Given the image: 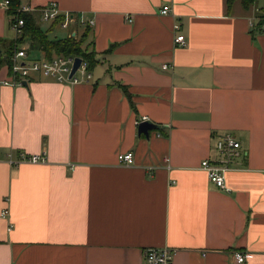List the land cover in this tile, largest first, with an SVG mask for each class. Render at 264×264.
I'll return each instance as SVG.
<instances>
[{"label": "crops", "instance_id": "1", "mask_svg": "<svg viewBox=\"0 0 264 264\" xmlns=\"http://www.w3.org/2000/svg\"><path fill=\"white\" fill-rule=\"evenodd\" d=\"M50 1L84 20L71 33L88 30L96 63L75 84L38 72L3 83L0 67V264H144L142 249L161 245L175 249L171 264H264V32L250 25L264 0L21 4L40 25ZM10 30L0 6V44ZM142 116L156 124L148 135ZM226 131L246 156L223 189L200 161ZM127 151L131 165L117 158ZM20 152L46 160H5ZM235 251L248 257L236 263Z\"/></svg>", "mask_w": 264, "mask_h": 264}, {"label": "built area", "instance_id": "2", "mask_svg": "<svg viewBox=\"0 0 264 264\" xmlns=\"http://www.w3.org/2000/svg\"><path fill=\"white\" fill-rule=\"evenodd\" d=\"M0 6L6 9L8 7V0H1ZM18 10L31 11V8L27 5H21ZM39 12L40 20L44 22H52L53 20L60 18L57 25L62 29H69V35H74L70 23L78 20L80 23H84L82 18L76 19L75 13L68 11H61L57 4L53 1L48 2L36 9ZM160 13L166 14L170 11L168 4H163L160 7ZM127 20H131V16H126ZM258 21V19H257ZM86 23L92 24L93 21H87ZM23 25V19L17 18L15 21H10V27L14 30L16 36L21 34V26ZM251 26L258 28L264 32V22L257 24V22H251ZM179 28V23L173 24V30ZM173 43L176 46H183L186 44V40L183 34H175L173 37ZM28 52L25 46H20L12 57L11 69L9 71L12 79L4 80L3 83L21 84L23 79H26L32 72H38L42 76L54 79L58 82H66L75 84L79 82H88L92 75L88 61L80 55L74 54H54L51 57H39L28 58ZM80 57L79 65L74 72L70 75L75 58ZM170 65L167 63L162 64V68L166 69ZM25 81V80H24ZM145 116H142L137 120V124L146 120ZM215 148L217 151L216 158H203L200 161V167L207 173L208 179L217 187L228 189L225 184V173L234 167V165L241 162L246 156V151L242 149L240 141L235 137L232 132L226 131L216 135ZM118 161L124 165H131L133 163L132 151H127L117 154ZM5 160L11 165H17L21 162H44L46 160L45 153L39 154H25L20 152L17 157H13L8 153ZM8 213L7 208L1 210L0 216L4 217ZM175 249L168 245L161 246H148L142 249V255L144 264H171ZM248 257V253L243 251L234 252V261L236 263L243 262Z\"/></svg>", "mask_w": 264, "mask_h": 264}, {"label": "trees", "instance_id": "3", "mask_svg": "<svg viewBox=\"0 0 264 264\" xmlns=\"http://www.w3.org/2000/svg\"><path fill=\"white\" fill-rule=\"evenodd\" d=\"M235 0H225L228 8L231 7ZM244 8L249 7L256 0H240ZM21 0H8V7L5 9L8 23L15 21L17 18L23 19V25L21 26V34L9 41H3L0 44V67L5 65L9 71L11 69L12 57L16 50L20 47V44H26V50L28 53L32 51H38L43 53L45 57H51L54 54H74L80 55L85 58L89 67L91 68L95 63L94 52L83 47V42L87 35V29L77 37L74 35H67L63 38H49L47 32L39 25L35 14L32 11H20L18 8L21 6ZM38 12V11H37ZM39 13V12H38ZM60 18L53 20L50 24V28L58 27L57 23ZM264 22V7L261 8L258 16L257 24Z\"/></svg>", "mask_w": 264, "mask_h": 264}, {"label": "rangeland", "instance_id": "4", "mask_svg": "<svg viewBox=\"0 0 264 264\" xmlns=\"http://www.w3.org/2000/svg\"><path fill=\"white\" fill-rule=\"evenodd\" d=\"M50 25H51L50 23L44 22V21H42L40 23L41 28L47 32V35L49 36V38H63L65 36H67V33H68L67 29H62V28L57 27V26L52 28V29H49ZM9 33H10V35L8 36V39L9 38L14 39L16 37V34H15L13 29H11ZM18 46H26V44L24 43V44H20ZM28 57L39 58L40 56H39L38 52L32 51L29 53Z\"/></svg>", "mask_w": 264, "mask_h": 264}, {"label": "water", "instance_id": "5", "mask_svg": "<svg viewBox=\"0 0 264 264\" xmlns=\"http://www.w3.org/2000/svg\"><path fill=\"white\" fill-rule=\"evenodd\" d=\"M80 62V57H76L75 58V62L73 64L72 70L70 72V75L74 72V70L76 69V67L79 65ZM23 84H26V81L22 82ZM156 124H154L153 122H151L150 120H143L138 124V132L140 133H144L145 135H148V131L152 128H155Z\"/></svg>", "mask_w": 264, "mask_h": 264}]
</instances>
